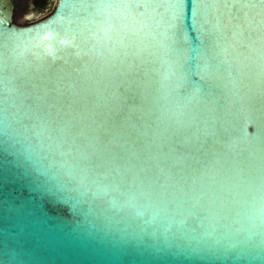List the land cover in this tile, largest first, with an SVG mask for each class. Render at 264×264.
<instances>
[{
	"label": "water",
	"instance_id": "water-1",
	"mask_svg": "<svg viewBox=\"0 0 264 264\" xmlns=\"http://www.w3.org/2000/svg\"><path fill=\"white\" fill-rule=\"evenodd\" d=\"M158 2L50 0L49 14L19 24L18 0H0V264H264V193L255 179L264 164L261 0H207L223 66L194 78L199 95L183 109L171 99L172 58L160 48L171 11L151 7ZM37 106L70 112L121 165L146 164L160 182L230 178L223 219L195 225L187 212L139 196L131 176L115 187L110 176L83 171L48 138L46 123L29 118ZM162 111L170 126L157 129ZM180 112L195 119L184 123ZM209 228L216 231L205 239L227 246L246 238L254 251H200Z\"/></svg>",
	"mask_w": 264,
	"mask_h": 264
},
{
	"label": "snow or ice",
	"instance_id": "snow-or-ice-1",
	"mask_svg": "<svg viewBox=\"0 0 264 264\" xmlns=\"http://www.w3.org/2000/svg\"><path fill=\"white\" fill-rule=\"evenodd\" d=\"M91 6L83 5V7ZM210 6L207 0H160L151 5L157 9L171 11V16L164 18L167 28L160 40V48L165 55L172 58L175 81L171 86V99L181 109L190 105L199 95L197 88L200 82L195 81L194 78L200 77V81H203L210 74L220 71L223 66L218 51L221 38L211 27L210 19L204 15V9ZM124 7L129 5L126 4ZM226 7H235V5H226ZM260 7L264 8V0H261ZM164 115L165 112L162 111L156 117L157 129L162 124L165 128L170 126L163 119ZM179 115L187 117L184 123H190L195 119L193 113L180 112ZM28 116L30 119L46 123L48 127L45 131L48 138L56 141L59 149H66L65 154H74L80 160L83 171L96 172L106 178L110 176L115 187L127 182L131 176L132 182L129 187L139 196L147 197L165 209L187 212L195 225L202 227L205 223L215 224L218 219H223L222 213H225L228 207L226 193L230 191L227 182L230 178L213 176L208 180L201 178L199 183L195 181L188 183L186 180L173 183L166 178L164 182H160L158 177L151 174V168L146 164L138 165L128 161L121 165L118 162L121 159L119 154L111 152L108 145L102 143L97 130L90 125L80 124L70 112L61 114L58 110L53 116L51 112H44L37 106L34 110H29ZM176 123L179 126L181 121L177 120ZM52 124H58V136L54 135L57 129L52 128ZM12 148L6 126L2 150L9 151ZM156 167L160 169L161 174L168 177L162 165L157 163ZM76 179V176H71L63 186L67 187V184ZM255 179L259 181L261 193H264V164L261 165ZM192 230L196 231V227L194 226ZM214 231L215 228H209L202 234L198 241L200 251L236 258L251 256L254 251L253 245L246 238L237 239L235 243L227 246L221 245L219 239L209 241L204 238ZM260 247L264 254V240Z\"/></svg>",
	"mask_w": 264,
	"mask_h": 264
},
{
	"label": "rangeland",
	"instance_id": "rangeland-1",
	"mask_svg": "<svg viewBox=\"0 0 264 264\" xmlns=\"http://www.w3.org/2000/svg\"><path fill=\"white\" fill-rule=\"evenodd\" d=\"M50 0H18L17 7L15 9V22L19 24H28L34 20L44 17L49 14L53 8L49 5ZM28 13L32 14V18L27 19L26 15ZM34 19V20H32Z\"/></svg>",
	"mask_w": 264,
	"mask_h": 264
},
{
	"label": "bare ground",
	"instance_id": "bare-ground-1",
	"mask_svg": "<svg viewBox=\"0 0 264 264\" xmlns=\"http://www.w3.org/2000/svg\"><path fill=\"white\" fill-rule=\"evenodd\" d=\"M30 15H32V14H30Z\"/></svg>",
	"mask_w": 264,
	"mask_h": 264
}]
</instances>
